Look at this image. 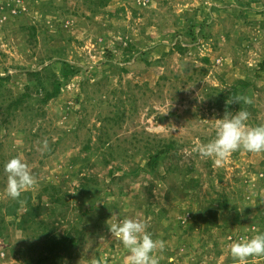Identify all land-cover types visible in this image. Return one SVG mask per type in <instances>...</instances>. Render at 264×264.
Returning <instances> with one entry per match:
<instances>
[{"label": "rangeland", "instance_id": "rangeland-1", "mask_svg": "<svg viewBox=\"0 0 264 264\" xmlns=\"http://www.w3.org/2000/svg\"><path fill=\"white\" fill-rule=\"evenodd\" d=\"M232 88L252 102L217 107ZM239 110L264 125V0H0V264L75 230L43 264H126L107 225L125 217L165 243L160 264H236L231 244L264 233V153L193 149ZM17 156L36 184L13 200Z\"/></svg>", "mask_w": 264, "mask_h": 264}, {"label": "clouds", "instance_id": "clouds-1", "mask_svg": "<svg viewBox=\"0 0 264 264\" xmlns=\"http://www.w3.org/2000/svg\"><path fill=\"white\" fill-rule=\"evenodd\" d=\"M241 99L244 103L252 102L247 97L233 100L241 103ZM248 120L246 110L226 113L216 125L215 137L205 144L195 145L193 151L212 159L216 165L227 161L237 151L264 153V125L250 126ZM4 171L7 173L6 193L13 200L36 184L28 164L18 156L6 162ZM107 225L112 237L128 251L126 264H160L157 250L163 252L165 243L153 238L146 221L125 217L111 223L108 220ZM230 252L236 264H247L249 258L264 257V233L234 241ZM168 264H175V257H168Z\"/></svg>", "mask_w": 264, "mask_h": 264}, {"label": "trees", "instance_id": "trees-1", "mask_svg": "<svg viewBox=\"0 0 264 264\" xmlns=\"http://www.w3.org/2000/svg\"><path fill=\"white\" fill-rule=\"evenodd\" d=\"M247 8H249L248 5H247ZM188 36L192 39L193 42H196L200 38L199 35L196 36L192 32ZM177 38H179V37H177ZM133 48H134L133 45L130 44L128 46L127 50H130V49H133ZM205 61L208 62L209 60L206 59ZM72 69H74V68H72ZM34 74L36 76L38 75L37 73H34ZM63 74H64V77H65L64 80L66 82H68L71 79L72 72H69V71L65 70ZM60 91H61V83L60 82H55L54 90L52 92L46 94L45 98L43 99V102L46 103V102H48L51 99L57 98L59 96V94H60ZM237 91H238L237 88H232V90L229 93V96L232 97L231 101L229 103L223 102L221 105H218L217 107L220 108L221 106H224L226 108H231L233 106H238L237 102L235 100H233L237 96ZM169 147H171V146H169ZM167 152H168V150L163 149V150H161V152H158L155 155L150 157L149 165H150L152 170H154L157 167V165L159 164L161 155L165 154ZM53 201L58 203V200L56 198H55V200L53 199ZM39 211H40L39 208L38 209L36 207L33 208L32 212L35 214V215L33 214V217L39 216L40 215ZM73 227L75 228V226H73ZM48 234L49 233L44 235L47 238L46 241L44 240L45 241V245L44 246L47 247L48 256L44 255L42 257V259H39V258H36V260L33 259L34 264H43V262L45 261L44 259L46 257L48 258L50 255L52 256V254H54V256H56V255L59 256L57 254V252L60 251L63 248H64V251L65 250L67 251L68 255H71V253L74 252V250H75V248L77 246V243H78L77 242L78 241V239H77L78 237L76 236L78 234L77 230H75L73 233L71 231H67L62 237H55V236H52V235L48 236ZM1 238L2 237H0V239ZM44 251H46V250H44ZM33 262L29 261L28 263L32 264Z\"/></svg>", "mask_w": 264, "mask_h": 264}, {"label": "built area", "instance_id": "built-area-1", "mask_svg": "<svg viewBox=\"0 0 264 264\" xmlns=\"http://www.w3.org/2000/svg\"><path fill=\"white\" fill-rule=\"evenodd\" d=\"M4 253L2 251H0V258H4Z\"/></svg>", "mask_w": 264, "mask_h": 264}]
</instances>
